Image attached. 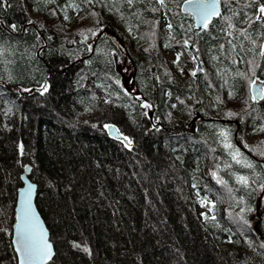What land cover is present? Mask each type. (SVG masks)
Instances as JSON below:
<instances>
[{
	"label": "trees",
	"instance_id": "obj_1",
	"mask_svg": "<svg viewBox=\"0 0 264 264\" xmlns=\"http://www.w3.org/2000/svg\"><path fill=\"white\" fill-rule=\"evenodd\" d=\"M184 1L0 0V264H17L27 165L48 264H264V100L238 75L252 78L253 59L264 80V0H221L207 29ZM185 40L206 69L184 80ZM221 130L254 169L233 161Z\"/></svg>",
	"mask_w": 264,
	"mask_h": 264
},
{
	"label": "snow or ice",
	"instance_id": "obj_2",
	"mask_svg": "<svg viewBox=\"0 0 264 264\" xmlns=\"http://www.w3.org/2000/svg\"><path fill=\"white\" fill-rule=\"evenodd\" d=\"M91 2V0H89ZM256 2V0H254ZM128 3L131 4L132 0H128ZM158 3L161 7L164 6L165 0H158ZM186 3L190 6L191 14L194 15L197 19L198 26L202 29H207L209 24L211 23L214 17H221L220 4L221 0H186ZM156 9H153L155 11ZM68 17L65 16V19ZM224 19L228 23V27L232 28L231 17L223 16ZM255 22H264V3L258 4L257 11L255 13ZM31 23V21H29ZM168 27L171 29L172 25L169 23ZM12 28L15 29L16 25H12ZM248 38L247 30L245 29L242 33ZM228 35H232L231 32ZM189 43L188 40L184 41V44L187 45ZM253 44L256 43L255 40L252 41ZM235 47V45H233ZM261 51L259 53L260 56L264 57V44L260 45ZM195 59V57H193ZM179 61V54L177 55V61ZM249 63L253 64L252 78H248L244 73H238L248 79L249 87L252 90V100H264V80H259L255 77V65L254 61H249ZM193 76L196 75L195 72L192 73ZM119 83V81H117ZM47 91V85L42 86L41 93ZM233 93H230L232 95ZM139 99V97H137ZM219 99V98H217ZM144 108H151L152 105L145 102L142 105ZM175 107V105H173ZM145 116L148 115L147 112L144 113ZM110 133L114 134L117 138L122 139L127 143V145L131 144V140L120 131L115 125L106 124L104 125ZM260 131H264V128H261ZM220 135L223 137V146L225 149L230 150L229 154L231 155L233 161L236 164L241 165L247 169H254L255 165L243 156L240 149L235 147L229 139V133L225 130H221ZM245 147H248L245 145ZM21 154H23V146L21 145ZM261 155H264V151L260 152ZM230 167V165H229ZM258 175V174H257ZM236 180L239 184L244 187L249 186L250 177L247 175H236ZM222 184H226L227 182L224 180L220 181ZM254 182V181H253ZM261 188H264V184L260 185ZM33 185H29L26 193L24 194V199L22 201V208L19 213H17L16 217V225H15V245L16 251L19 253V264H48V261L51 260L53 256L52 245L49 243L47 234L44 229L40 226L38 220L35 217V214L32 211L31 207V193H32ZM243 211V210H242Z\"/></svg>",
	"mask_w": 264,
	"mask_h": 264
},
{
	"label": "water",
	"instance_id": "obj_3",
	"mask_svg": "<svg viewBox=\"0 0 264 264\" xmlns=\"http://www.w3.org/2000/svg\"><path fill=\"white\" fill-rule=\"evenodd\" d=\"M182 9L185 11V12H188V13H191V9H190V6L186 3V0L183 2L182 4ZM220 10H221V4H220ZM194 19H195V23H196V26L197 28H201L200 26H198V23H197V19L196 17L193 15ZM213 20V19H212ZM188 47L190 48V51L192 52L193 56L195 57V61H196V69L194 70V72L196 73V75L202 70V62H201V59H200V56L198 55L197 53V50L196 48L193 47L192 43H190L188 45ZM250 92L251 94L252 93V90L250 88ZM114 125V124H112ZM116 126V125H115ZM117 127V126H116ZM118 128V127H117ZM106 132L107 134L111 137V138H114V139H119L117 138L114 134L110 133V131L106 128ZM122 140V139H120ZM123 141V140H122ZM125 142V141H124ZM126 143V142H125ZM127 144V143H126ZM30 172H31V166L30 165H27L26 168H25V171L22 173L21 175V180H22V184L18 187L17 189V196H16V201H15V214H16V217H17V213L20 212L21 208H22V201L24 199V194L26 193V190L28 188V186L31 184L33 185V188H32V193H31V207H32V211L33 213L35 214V217L36 219L38 220L40 226L44 229V231L46 232L47 234V238H48V241L49 243L52 245V252H53V256L55 254V246H54V243L51 239V234H50V230H49V227L44 219V217L42 216L38 206H37V203H36V197H37V183L32 180V178L30 177ZM15 225H16V221L13 225V229H12V235H11V243H12V246H13V250L16 254V258H17V264H19V253L16 251V245H15ZM52 256V258H53ZM51 258V259H52ZM49 262V261H48Z\"/></svg>",
	"mask_w": 264,
	"mask_h": 264
},
{
	"label": "rangeland",
	"instance_id": "obj_4",
	"mask_svg": "<svg viewBox=\"0 0 264 264\" xmlns=\"http://www.w3.org/2000/svg\"><path fill=\"white\" fill-rule=\"evenodd\" d=\"M177 1V0H176ZM32 17L33 18H36V19H39V20H42V16H38L36 15L35 13L32 14ZM69 24V23H68ZM75 26V27H78L77 26V23H74V24H69V26ZM264 44V43H263ZM179 45V44H178ZM177 45V46H178ZM176 46V48H178ZM201 58V57H200ZM167 60H170V61H175L177 59V55H176V50L175 51H172L170 53H168L167 57H166ZM191 60L190 58H187V61ZM185 62L184 65H181L180 67H178L177 69V73H175L176 75H178L179 77H181L182 79H188L190 76H192V73L194 72L195 70V66H196V63L194 62ZM201 61H202V71H204L206 69V62L201 58ZM253 61V59H252ZM247 83H248V90L250 92V87H249V82H248V79H246ZM124 82L126 83V79L124 80ZM251 94V93H250ZM207 209V208H206ZM200 211H202V209L200 208ZM210 211V210H209Z\"/></svg>",
	"mask_w": 264,
	"mask_h": 264
}]
</instances>
